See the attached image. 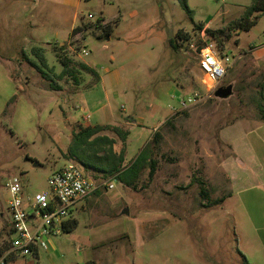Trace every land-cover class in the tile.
Instances as JSON below:
<instances>
[{
    "label": "rangeland",
    "instance_id": "374dc122",
    "mask_svg": "<svg viewBox=\"0 0 264 264\" xmlns=\"http://www.w3.org/2000/svg\"><path fill=\"white\" fill-rule=\"evenodd\" d=\"M252 1L186 0L190 17L180 0H0V248L11 221L8 179L22 175L28 198L48 191L47 178L75 162L66 155L72 133L99 114L128 132L124 164L145 145L156 161L135 189L85 170L98 187L71 208L77 226L38 259L8 264H243L241 255L264 264V15L222 50L210 41L232 63L218 83L188 49L198 27L225 29ZM73 25L87 28L70 36ZM179 30L191 40L174 51L169 40ZM33 47L55 75L54 51L63 48L103 84L85 88L91 77L81 72L78 88L61 80L63 89L51 90L24 59ZM193 92L206 97L181 108ZM105 133L120 152L119 137Z\"/></svg>",
    "mask_w": 264,
    "mask_h": 264
},
{
    "label": "trees",
    "instance_id": "16d2710c",
    "mask_svg": "<svg viewBox=\"0 0 264 264\" xmlns=\"http://www.w3.org/2000/svg\"><path fill=\"white\" fill-rule=\"evenodd\" d=\"M180 6L187 15L192 17L193 11L188 7L186 0H180ZM261 15H264V0H253L252 4L248 6L242 16L238 20H234L228 24L225 29L204 31L207 40L215 41L219 49H224L227 41L230 40L232 33L247 32L258 21ZM98 22L100 20H97ZM86 26H77L71 31L70 36H74L83 30ZM111 27L108 25L103 28V33L109 35ZM202 28L198 27V31ZM191 40V35L179 30L174 38L169 40V46L172 50L177 51L181 44ZM199 42V39H198ZM56 58L60 63L62 69L59 74L55 75L52 68L47 64L45 55L42 53L41 48L33 47L31 49L32 56L29 57L23 53L24 59L27 63L34 68L41 77L48 82L49 88L53 91H61L63 87L59 85L61 80H70L75 87L81 85L80 73L84 72L91 77V80L85 85V88H90L99 81L97 71L83 62H75L73 59L65 54L63 48L56 49ZM258 110L261 117L264 118V82L258 91ZM15 97H12L14 100ZM9 101V103H10ZM103 131H111L115 133L123 144V148L119 153L113 150L114 140L107 136H100L99 133ZM128 137V132L119 126L111 125H95V126H80L75 132L72 133L70 143L66 149V155L69 159L77 162L84 170L93 173L94 175L101 176L102 178L116 179L125 187L135 189L136 183L141 173L149 168L148 176L152 178L156 161L151 157L153 148L145 145L140 151L127 163L125 162L124 143ZM159 139V134H153V143L155 144ZM193 178L191 179L192 183ZM200 183V181L198 182ZM94 193H97L95 191ZM222 199H215V204H218ZM77 226L76 220H68L64 223L62 229L65 232L72 231ZM1 252V251H0ZM242 256L243 264H249L246 258ZM88 264H94L92 261Z\"/></svg>",
    "mask_w": 264,
    "mask_h": 264
},
{
    "label": "built area",
    "instance_id": "2783aa9c",
    "mask_svg": "<svg viewBox=\"0 0 264 264\" xmlns=\"http://www.w3.org/2000/svg\"><path fill=\"white\" fill-rule=\"evenodd\" d=\"M204 31H200L199 42L190 43L188 49L196 56L199 69L206 79L218 83L225 77L232 63L225 53L216 51ZM205 97L193 92L180 102V106L190 107ZM46 182L48 191L28 198L24 196L22 175L8 179L5 185L9 194L6 208L11 221L7 239L0 248V264H8L18 258L38 259L39 252L47 251L53 238L63 231L62 227L69 220L71 208L94 193L98 187L77 162L67 163L50 175ZM106 188L112 190L114 185L106 183Z\"/></svg>",
    "mask_w": 264,
    "mask_h": 264
},
{
    "label": "crops",
    "instance_id": "0c3cea01",
    "mask_svg": "<svg viewBox=\"0 0 264 264\" xmlns=\"http://www.w3.org/2000/svg\"><path fill=\"white\" fill-rule=\"evenodd\" d=\"M78 25H76V26H72L71 28H70V30L72 31L75 27H77ZM29 27L31 28V27H34V25L33 24H31L30 23V25H29ZM86 64V63H85ZM88 65V64H87ZM88 66H90V65H88ZM90 67H92V66H90ZM93 68V67H92ZM98 84L100 85V84H103V77L102 76H100L99 75V81H98ZM124 93L126 92V91H123ZM103 116V114H99V116H98V121H96V122H94V123H83V127H85V126H95V125H100V126H102V125H111V126H117L116 124H117V122L116 123H113V122H100V119L101 118H103L102 117ZM120 122V121H119ZM235 125V124H234ZM105 132H107V131H103V132H101V133H99L98 135H100V136H107L108 138H111L112 139V137L110 136V135H108V134H106ZM67 149V148H66ZM113 150H114V148H113ZM114 152L115 153H117L115 150H114ZM119 153V152H118Z\"/></svg>",
    "mask_w": 264,
    "mask_h": 264
},
{
    "label": "water",
    "instance_id": "95a60500",
    "mask_svg": "<svg viewBox=\"0 0 264 264\" xmlns=\"http://www.w3.org/2000/svg\"><path fill=\"white\" fill-rule=\"evenodd\" d=\"M34 166H37L36 164H34Z\"/></svg>",
    "mask_w": 264,
    "mask_h": 264
},
{
    "label": "clouds",
    "instance_id": "9594fccd",
    "mask_svg": "<svg viewBox=\"0 0 264 264\" xmlns=\"http://www.w3.org/2000/svg\"><path fill=\"white\" fill-rule=\"evenodd\" d=\"M207 51V50H206ZM207 66V65H206Z\"/></svg>",
    "mask_w": 264,
    "mask_h": 264
}]
</instances>
